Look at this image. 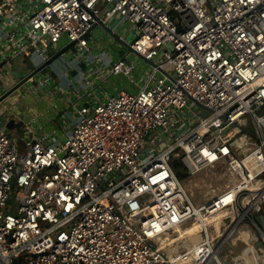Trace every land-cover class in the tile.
<instances>
[{
  "label": "built area",
  "instance_id": "1",
  "mask_svg": "<svg viewBox=\"0 0 264 264\" xmlns=\"http://www.w3.org/2000/svg\"><path fill=\"white\" fill-rule=\"evenodd\" d=\"M93 25L143 68L105 57L102 76L133 88H74L59 139L27 136L20 149L0 123V264H226L247 229L244 246L264 251V0H0V57L43 64L61 42L95 57ZM175 160L190 174L222 165L230 184L194 205Z\"/></svg>",
  "mask_w": 264,
  "mask_h": 264
},
{
  "label": "crops",
  "instance_id": "2",
  "mask_svg": "<svg viewBox=\"0 0 264 264\" xmlns=\"http://www.w3.org/2000/svg\"><path fill=\"white\" fill-rule=\"evenodd\" d=\"M96 44L98 41L94 40L91 46L92 51ZM63 46L64 44L61 42L56 47L47 49V60L65 47ZM29 53L30 51H26L22 55L8 58L6 62L0 57V96L14 86L16 83L14 78L18 73L29 74L39 66L37 64H41L38 56L34 53L29 55ZM120 53L119 51L115 54L120 57L122 54ZM70 54V52L64 51L61 56L50 63L49 69L41 71L32 78V82L28 81L20 90L13 92L4 102L0 103L1 120L5 121V125L10 119H13L14 123L23 122V126L19 129L15 126L8 129L16 141L18 138L16 144L20 149H24V141L27 136L45 137V142L62 137L64 129L74 119L72 111H66L70 107H67L69 101L76 97L75 92L72 91L74 88L78 92L89 94H96L97 86L107 93H113L120 87L133 88V85L129 84L122 76L112 77L106 73H104L105 76H102L101 73L106 71L104 64L109 60V58L105 59L108 57L106 52L102 57H99L101 63H97L96 56L84 55L77 60ZM112 58H115V55L110 57V60H114ZM16 60L19 61L18 67L11 64V62L17 64ZM68 60L73 61L67 63ZM44 74L49 77V86H41L38 83L45 76ZM86 80H89L88 87L85 86ZM4 108L7 109V114H1Z\"/></svg>",
  "mask_w": 264,
  "mask_h": 264
},
{
  "label": "rangeland",
  "instance_id": "3",
  "mask_svg": "<svg viewBox=\"0 0 264 264\" xmlns=\"http://www.w3.org/2000/svg\"><path fill=\"white\" fill-rule=\"evenodd\" d=\"M113 26H115L114 29H116L118 33L124 31L125 34L127 35L128 40L131 39L132 37L131 32H129L130 29L126 23L121 22L120 24H118L116 21H113ZM90 35L92 36L93 40L98 41V44H96V46L93 47V51L96 50L95 51L96 53L94 55L97 56L98 58L97 63L99 62L101 63L99 57H102L104 52H106L108 57H112L113 55H115V58L117 57L115 53L119 51L127 55L128 51L122 46V44L117 39L113 40L114 38L109 37L101 29L99 28L92 29ZM65 52L76 53L79 52V50L76 46H72L68 48ZM124 58L126 61L133 62L135 69L138 70L143 68V62L135 55L128 54L127 56H124ZM72 61L73 60L70 61L68 60L67 63H71ZM16 62L17 64L11 62L12 66L17 65L18 67L19 61L16 60ZM106 71H108V69H106ZM20 74L21 73H18L17 76H20ZM196 110L197 113L202 112V109L199 107H196ZM174 116L175 118L180 119V121L184 123H189L191 119V116L182 117L185 120L182 119L181 116H179L178 114H175ZM15 142H18V138L17 141L15 139ZM222 167H223L222 165H217L214 167L205 168L195 174H190L184 168H182V166L177 168V171L181 174L177 178L179 179L180 183L182 184L188 195L191 197V200L194 205H200L204 203L205 201L212 198L215 194L223 190L225 187H227L228 184H230V179L227 177V174L225 173L224 170H221ZM255 220L259 222L258 217H255ZM249 230L250 229H247L245 231H240L236 236V238H233V244H235L236 246L235 247L231 246L230 249L231 251H228V248L226 247L223 248L224 249L223 254L227 253L226 260H224L226 264H244L239 249L241 250L244 249L245 247L244 245L246 244L247 239L252 234L251 232L249 233ZM201 238L202 235L200 234L195 237L192 236L190 238H187L182 242V244L180 243L178 246L174 248L168 246L165 247L164 252L166 254H171L172 249H174V251L184 249L185 248L184 246H187L188 244L190 245L191 243H197ZM256 252H257L256 254H258L256 259L257 264H264V251L262 249H257Z\"/></svg>",
  "mask_w": 264,
  "mask_h": 264
},
{
  "label": "water",
  "instance_id": "4",
  "mask_svg": "<svg viewBox=\"0 0 264 264\" xmlns=\"http://www.w3.org/2000/svg\"><path fill=\"white\" fill-rule=\"evenodd\" d=\"M99 26L101 27V29L105 32L109 31L107 30V28L101 23H98ZM96 25H93L91 27V30L96 28ZM116 38V37H115ZM121 44L122 46L130 52H133L134 54H137L129 45L125 44L123 41H121L119 38H116ZM74 45V43H70L68 45H66L64 48H62L61 50L58 51L57 54H55L52 58L46 60L43 64H41L38 68L34 69L32 72H30L29 74H25V73H21L20 76H15V84L14 86H12L9 90H7L5 93H3L0 96V103L4 102L9 96L10 94H12L13 92L20 90L31 78L37 76L41 71H45L46 69H49L48 66L50 65V63H52V61H55V59H57L59 56H61L63 54L64 51H66L68 48L72 47ZM138 56L142 59H144L141 55L138 54ZM165 73V72H164ZM1 114H7V109L4 108L3 112ZM4 120H1V115H0V123H3ZM23 122L20 121L19 123H14L13 119H10L6 122V129H12L14 126L16 128H21L23 125ZM10 132V131H9ZM259 221H261V219H263L262 217H258ZM262 227L264 229V224H262ZM254 247L256 249H261L262 248V243L260 240H256L254 242Z\"/></svg>",
  "mask_w": 264,
  "mask_h": 264
},
{
  "label": "bare ground",
  "instance_id": "5",
  "mask_svg": "<svg viewBox=\"0 0 264 264\" xmlns=\"http://www.w3.org/2000/svg\"><path fill=\"white\" fill-rule=\"evenodd\" d=\"M181 231L185 233L195 234V232H197V228H195V225L189 224L186 227H183ZM247 236H248V233H247ZM210 237L213 238L214 237L213 234H211ZM163 245H164V241H161L160 246H163ZM232 246L235 247L236 245L232 244ZM226 248L231 249L230 243L227 244ZM239 252L244 256L246 264H252L253 258L257 256L256 251L254 250V247H252L250 243H248V246L244 247V249L242 250L239 249ZM189 263H190V260H188L186 263L179 261L176 264H189Z\"/></svg>",
  "mask_w": 264,
  "mask_h": 264
},
{
  "label": "trees",
  "instance_id": "6",
  "mask_svg": "<svg viewBox=\"0 0 264 264\" xmlns=\"http://www.w3.org/2000/svg\"><path fill=\"white\" fill-rule=\"evenodd\" d=\"M172 166H173V168H174V170H175L176 176H177V177L180 176L181 174L177 171V168L180 167V166H182V165L180 164V162H179L178 160H175V161L172 163Z\"/></svg>",
  "mask_w": 264,
  "mask_h": 264
}]
</instances>
